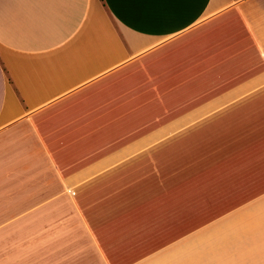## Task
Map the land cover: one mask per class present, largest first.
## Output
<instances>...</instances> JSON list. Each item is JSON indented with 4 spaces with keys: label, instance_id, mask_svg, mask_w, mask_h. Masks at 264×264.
<instances>
[{
    "label": "crops",
    "instance_id": "obj_1",
    "mask_svg": "<svg viewBox=\"0 0 264 264\" xmlns=\"http://www.w3.org/2000/svg\"><path fill=\"white\" fill-rule=\"evenodd\" d=\"M0 236L264 264V0H0Z\"/></svg>",
    "mask_w": 264,
    "mask_h": 264
},
{
    "label": "rangeland",
    "instance_id": "obj_2",
    "mask_svg": "<svg viewBox=\"0 0 264 264\" xmlns=\"http://www.w3.org/2000/svg\"><path fill=\"white\" fill-rule=\"evenodd\" d=\"M28 251L22 248L21 243L6 242L0 236V264H32L33 259L28 258Z\"/></svg>",
    "mask_w": 264,
    "mask_h": 264
}]
</instances>
